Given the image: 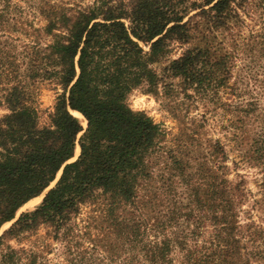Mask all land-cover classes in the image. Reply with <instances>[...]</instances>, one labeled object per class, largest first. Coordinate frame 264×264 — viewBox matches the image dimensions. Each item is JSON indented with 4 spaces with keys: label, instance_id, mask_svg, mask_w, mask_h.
I'll list each match as a JSON object with an SVG mask.
<instances>
[{
    "label": "trees",
    "instance_id": "1",
    "mask_svg": "<svg viewBox=\"0 0 264 264\" xmlns=\"http://www.w3.org/2000/svg\"><path fill=\"white\" fill-rule=\"evenodd\" d=\"M250 1L101 0L70 14L40 0L36 13L46 25L32 31L22 8L0 0V107L8 111L0 116V231L62 172L42 203L0 237V247L44 225L60 231L99 194V249L106 255L99 264H264V227L250 212L240 220L248 194L244 181L229 178L225 145L196 144L190 135V144L170 147L162 127L128 105L134 90L177 79L187 98L191 91L228 115L231 142L263 172L264 208V107L251 89L260 83L257 69L232 84L245 54L240 11ZM29 2L36 8L37 0ZM20 33L35 39L19 43ZM258 34L255 45L259 37L264 42ZM173 44L189 47L160 78L153 66ZM39 79L62 90L43 128L29 104V83ZM0 264L21 262L9 247Z\"/></svg>",
    "mask_w": 264,
    "mask_h": 264
},
{
    "label": "rangeland",
    "instance_id": "2",
    "mask_svg": "<svg viewBox=\"0 0 264 264\" xmlns=\"http://www.w3.org/2000/svg\"><path fill=\"white\" fill-rule=\"evenodd\" d=\"M52 1L73 14L76 11L86 10L97 5L101 0ZM12 3L13 6L22 8L24 11L23 20L30 30L42 29L46 25V20L36 13L38 5L41 4L40 0H37L34 9L33 6H30L29 3L31 2L29 0H12ZM33 11L35 14H33ZM240 15L244 21L242 34L245 54L240 56L232 84L245 77V69L247 71L249 68L254 71L257 69L260 83L257 84L256 89L255 86L251 89L255 91V97L260 101V105L264 107V59L261 62H252L254 59L256 61L260 60L264 55V45H262L264 42L260 40L261 38L257 39V42L261 43L259 45L252 42L256 40L257 33H259V36L264 37V0H251L246 10L240 11ZM16 36L19 43H32L35 39L34 36H26L21 33ZM40 38L42 44H48L51 41V38L42 32ZM252 45H254V51L249 52L252 50ZM188 47L181 44L171 46L168 57L153 66L160 78H164L163 69L165 64L177 59ZM144 48L148 50L147 47L144 46ZM169 83L171 86L167 88L165 85ZM181 83L177 79L171 81L165 79L155 91H151L147 85H144L129 95L128 105L133 111L145 113L156 124L160 125L166 134L165 144L170 147H174L179 143L183 145L190 144V135L197 138L196 144H199L200 140L203 145L208 140H220L228 152L229 178L233 181H244V189L248 194L240 220L242 222L247 221L248 216L246 213L250 212L252 219L259 226L264 227V208L261 204L262 195L260 190L263 172L259 168L247 165L243 161L240 152L236 150L234 143L231 142L232 130L228 129L227 123L229 116H226L222 111L215 112L214 107L197 99L198 96L191 91L188 94L192 97L187 98ZM28 88L31 92L29 104L38 113L39 126L41 128L49 126L51 114H53L57 100L62 94L61 87L54 80L39 79L34 83H29ZM221 96L225 99L232 97V95H225L224 93ZM7 113L8 111L5 108L0 107V116ZM74 117L76 116L74 115ZM78 120L86 129L87 122L85 119ZM197 154L199 155V153ZM79 156L80 147L77 146L71 163L75 162ZM61 174L62 172L57 175L55 182L39 198L25 204L19 210L13 222L2 227L0 237L12 227L21 214L35 210L42 203L45 195L56 186ZM101 203H104L103 197L98 194L93 200L82 205L78 215H75L71 222L60 231L57 232L51 226H41L36 231L24 233L17 239L7 240L0 247V254L6 253L10 247L17 252L21 264H31L33 258H37L35 264H71V261L76 258V264H99V258H103L105 261V250L101 251L99 249V228L101 227L100 221L102 222L101 219L99 221V205ZM81 255L85 257L83 263L80 262L79 256ZM179 257L177 255L178 260Z\"/></svg>",
    "mask_w": 264,
    "mask_h": 264
},
{
    "label": "bare ground",
    "instance_id": "3",
    "mask_svg": "<svg viewBox=\"0 0 264 264\" xmlns=\"http://www.w3.org/2000/svg\"><path fill=\"white\" fill-rule=\"evenodd\" d=\"M78 119H82L81 117H78Z\"/></svg>",
    "mask_w": 264,
    "mask_h": 264
}]
</instances>
